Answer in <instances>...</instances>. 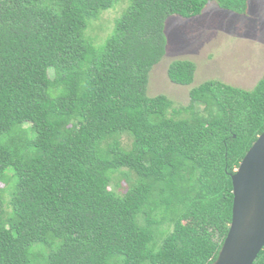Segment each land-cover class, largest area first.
<instances>
[{
  "label": "trees",
  "instance_id": "trees-1",
  "mask_svg": "<svg viewBox=\"0 0 264 264\" xmlns=\"http://www.w3.org/2000/svg\"><path fill=\"white\" fill-rule=\"evenodd\" d=\"M116 2L0 0V264L217 258L231 176L264 131V74L249 91L206 81L180 106L146 88L168 17L246 15L249 0H128L96 44L86 31ZM194 72L174 60L166 75ZM114 175L125 193L107 191Z\"/></svg>",
  "mask_w": 264,
  "mask_h": 264
},
{
  "label": "rangeland",
  "instance_id": "rangeland-1",
  "mask_svg": "<svg viewBox=\"0 0 264 264\" xmlns=\"http://www.w3.org/2000/svg\"><path fill=\"white\" fill-rule=\"evenodd\" d=\"M127 4L128 0H117L113 8L90 23L86 35L96 44L103 42ZM164 35L165 54L148 75L149 97L165 95L175 106L186 105L189 90L206 81L217 80L249 91L264 74V0H249L246 15L222 10L215 2H209L197 17H168ZM174 60H190L195 64L190 85H175L167 78L168 64ZM121 142L128 147L130 139L123 135ZM119 180L114 175L107 191L125 193L128 185Z\"/></svg>",
  "mask_w": 264,
  "mask_h": 264
},
{
  "label": "water",
  "instance_id": "water-1",
  "mask_svg": "<svg viewBox=\"0 0 264 264\" xmlns=\"http://www.w3.org/2000/svg\"><path fill=\"white\" fill-rule=\"evenodd\" d=\"M228 232L212 264H253L264 248V131L231 176Z\"/></svg>",
  "mask_w": 264,
  "mask_h": 264
}]
</instances>
